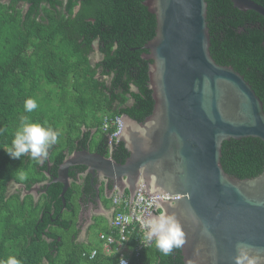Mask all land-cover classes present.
Instances as JSON below:
<instances>
[{
    "label": "trees",
    "instance_id": "1",
    "mask_svg": "<svg viewBox=\"0 0 264 264\" xmlns=\"http://www.w3.org/2000/svg\"><path fill=\"white\" fill-rule=\"evenodd\" d=\"M144 1L0 0V262L15 256L21 264L118 263L115 254L76 240L79 229L73 228V219L80 185L75 181L64 193L65 205L59 182L47 186L36 201L32 195L7 196V186L11 180L26 188L47 180L46 169L56 174L66 155L90 146L98 131L101 136L92 150L118 162L128 156L121 141L109 146L112 128L105 132L101 125L104 115L143 121L152 112L150 62L142 54L147 52L143 45L155 34L156 20ZM253 1L264 7V0ZM206 2L212 57L239 71L264 107V16L252 9L239 10L231 0ZM95 50L101 58L92 62ZM29 98L38 105L30 113L24 108ZM21 115L46 122L58 134L43 163L29 154L12 159L4 150L11 145ZM220 161L231 176H256L264 166V142L255 137L225 140ZM77 169L85 171L84 166ZM77 169L69 175L73 177ZM20 173L27 178L21 181ZM84 182L89 189V174ZM64 207L69 208V218L52 228L50 221L61 218ZM136 243L133 235L129 244ZM130 264L183 260L180 248L165 256L153 242L138 256L132 255Z\"/></svg>",
    "mask_w": 264,
    "mask_h": 264
},
{
    "label": "water",
    "instance_id": "2",
    "mask_svg": "<svg viewBox=\"0 0 264 264\" xmlns=\"http://www.w3.org/2000/svg\"><path fill=\"white\" fill-rule=\"evenodd\" d=\"M239 10L264 16L253 0H231ZM156 20L155 34L143 47L154 105L143 121L120 117L118 137L128 151L123 162L88 147L67 154L56 174L23 189L34 201L51 183L62 184L60 198L84 166L99 204V175L108 193L133 198L138 182L154 193L160 213L173 215L185 233L183 264H264V166L253 177L224 171L222 142L247 137L264 142V107L244 76L219 64L210 53L206 0H145ZM44 161V160H43ZM49 166V163H48ZM79 178V176H78ZM77 179V178H76ZM45 186V188H42ZM106 193V192H105ZM158 214V215H159ZM156 216L153 212L149 218Z\"/></svg>",
    "mask_w": 264,
    "mask_h": 264
},
{
    "label": "built area",
    "instance_id": "3",
    "mask_svg": "<svg viewBox=\"0 0 264 264\" xmlns=\"http://www.w3.org/2000/svg\"><path fill=\"white\" fill-rule=\"evenodd\" d=\"M120 117L103 116L101 129L106 132L109 128H112V131L108 133L109 145L113 141H119L118 137L122 126ZM155 199L169 200V195L167 192L154 193L149 189H145L143 182L137 183V188L131 200L127 193L119 195L118 192H115L113 194L111 198L113 215L110 220L112 231L109 234L100 233L99 238L102 240V250L109 255L116 254L118 256L117 264H120L121 256L125 258L127 264H130V257L132 255L138 256L140 250L148 245L144 240V233L147 230L145 222L151 212L155 215L160 212V205L156 203ZM133 235H137V243L134 246H130V237ZM96 251V248L91 250L89 257L92 258Z\"/></svg>",
    "mask_w": 264,
    "mask_h": 264
},
{
    "label": "clouds",
    "instance_id": "4",
    "mask_svg": "<svg viewBox=\"0 0 264 264\" xmlns=\"http://www.w3.org/2000/svg\"><path fill=\"white\" fill-rule=\"evenodd\" d=\"M37 107L36 101L31 98L24 103L25 111L29 113ZM19 119V127L14 133L11 145L4 150L12 159H21L25 154H29L36 163H43V160L48 156V149L56 143L58 134L47 127L46 122L44 125L33 122L27 115H21ZM111 145L109 146L111 147ZM26 178L24 173L19 174L21 181ZM115 192L117 191L115 190ZM113 194H111V198ZM145 227L147 229L144 233L145 242L148 244L154 242L155 247L165 256L170 255L173 249L181 248L185 243L183 228L173 215L160 213L148 219L145 222ZM0 264H21V262L15 256H9L6 261L0 262ZM120 264H127L123 256L120 257Z\"/></svg>",
    "mask_w": 264,
    "mask_h": 264
},
{
    "label": "flooded vegetation",
    "instance_id": "5",
    "mask_svg": "<svg viewBox=\"0 0 264 264\" xmlns=\"http://www.w3.org/2000/svg\"><path fill=\"white\" fill-rule=\"evenodd\" d=\"M83 147H88V149L90 151H95V150H92L93 148H91V146H89V145H86V146H83L82 145V146H80V148H83ZM77 168L78 167H76L75 169H77ZM46 170H48V169H46ZM83 173H84V171H80L78 169L74 173V177L77 178V179L75 178L74 181H75L76 184L80 185V189H79L80 192L78 193V195H76V201H75V206H76L75 207V217H76V215L78 213L77 219L78 220L80 219V222L77 223V221H76V224L73 227V228H78L79 229V231H78V233L76 235V240H79V238H80V234L79 233H80V231H82L83 226H84V229L85 230H84L82 236L84 237L86 235V233H88V227H87V224H86L88 212L86 211V212H84V214H82L83 216L82 215L79 216V212H77V208L79 206V209H80V205L81 206L82 205H85L84 202H86L87 199H89V198L94 199V196H95L94 195V189L92 187V183H90L91 184V187L89 189H87V186H84L85 185V182L84 181L86 180V174H83ZM78 176H79V178H78ZM42 181H46V180H42ZM105 181H106L105 179H103L102 177H100L99 175H97L93 179V184L98 187L99 201L100 202L102 201L103 203H105V205H108L109 204V200L106 199V197H104V195L108 193V189L105 188V184L106 183L108 184V182H105ZM11 182H12V185L11 186H12L13 190L10 193L7 192V196L12 195L14 193H19V196L22 198V196H23V189L25 188V189L29 190L30 187L33 185V183H32L29 186V188H26L25 184L22 183V182H17L15 180H11ZM89 182H90V180H89ZM42 188H45V187L43 186ZM44 193H46V191L45 192H42V193H39V196L37 197V200L39 198H41V196ZM24 195H32V194L25 193ZM33 199H34V197H33ZM89 201H90V199H89ZM92 205H93V207H95V203L91 202V206ZM68 210H69V208L64 207L62 210H60L61 218L55 217L54 219H52V221H50V224L52 225V228H56L54 226H56L58 224L64 223V219L65 218H69V215L67 214L68 213ZM40 216H41V214H40ZM82 217H84V219H81ZM62 227L63 228H66L65 226H62ZM69 228H71V226ZM58 239H59V237H58Z\"/></svg>",
    "mask_w": 264,
    "mask_h": 264
},
{
    "label": "crops",
    "instance_id": "6",
    "mask_svg": "<svg viewBox=\"0 0 264 264\" xmlns=\"http://www.w3.org/2000/svg\"><path fill=\"white\" fill-rule=\"evenodd\" d=\"M92 132H93V130H92ZM114 193H115V191H114ZM111 194H113V193H111V191H110V194L108 195L110 197L106 198V199H110L109 200L110 206L105 205V203H103L101 201L99 204H95V207H93V205L91 206V202L89 201V199H87L86 202H84L85 205H82V206L80 205V209L78 206L77 212H79V216L84 214V212H86V211L88 212L87 220H86V224L88 227V233H86V235L84 237L82 236L83 232L85 230L84 226H83L82 231H80V233H79L80 238H79V240H77L78 242H84V243H87V244H90L93 246H99L98 248H101L102 240L99 238V234L100 233L109 234L112 231L110 228V220H111V217L113 215V206L111 203ZM104 197H106V195H104ZM77 216H78V213H77L76 217H74V219H73L74 225L76 224V221H77V223L80 222V219L78 220ZM81 219H84V217H82ZM101 220L106 221L107 228H90L93 225L97 226V223ZM95 233H96V236L99 240L96 243L90 241L92 234H95Z\"/></svg>",
    "mask_w": 264,
    "mask_h": 264
},
{
    "label": "rangeland",
    "instance_id": "7",
    "mask_svg": "<svg viewBox=\"0 0 264 264\" xmlns=\"http://www.w3.org/2000/svg\"><path fill=\"white\" fill-rule=\"evenodd\" d=\"M100 58H101V55L96 50L90 56V59L92 62H95V61L99 60ZM92 136H93V138H92V141L90 143L91 148H93L94 143L100 138L101 133H100V131H98L96 133H93ZM11 185H12V182H9L8 186H7V192L8 193H10L13 190ZM108 200H110V199H108ZM107 206H110V203ZM90 228H107V223H106V221L101 220L97 223V226L93 225ZM90 241L95 242V243L97 241H99L97 236H96V233L92 234Z\"/></svg>",
    "mask_w": 264,
    "mask_h": 264
}]
</instances>
